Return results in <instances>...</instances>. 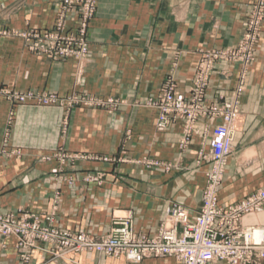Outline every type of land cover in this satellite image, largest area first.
Instances as JSON below:
<instances>
[{"label":"crops","instance_id":"crops-1","mask_svg":"<svg viewBox=\"0 0 264 264\" xmlns=\"http://www.w3.org/2000/svg\"><path fill=\"white\" fill-rule=\"evenodd\" d=\"M256 1L97 0L88 22L87 58L80 64L75 57L31 51L20 35L51 28L62 0H0V214L53 213L58 227L94 236L108 232L113 215L130 212L135 230L147 234L173 204L193 215L210 166L198 153L207 150L215 119L200 117L184 148L182 122L157 128L151 102L167 75L177 91L187 93L203 51L235 46ZM76 23L70 15L67 30ZM255 54L239 96L234 152L217 193L222 206L264 187V19ZM239 76L238 65L215 61L205 100L229 99ZM2 89L87 92L120 103L114 109L76 106L66 113L59 106L12 103ZM58 148L110 160L44 159ZM88 172H100L102 184L85 181ZM241 222L264 225V209ZM15 243L14 236L0 234V264H181L173 257L135 263L94 251L52 257L39 248L23 261Z\"/></svg>","mask_w":264,"mask_h":264},{"label":"built area","instance_id":"built-area-1","mask_svg":"<svg viewBox=\"0 0 264 264\" xmlns=\"http://www.w3.org/2000/svg\"><path fill=\"white\" fill-rule=\"evenodd\" d=\"M96 7L97 0H62L51 28H33L20 35L31 51L54 59L75 57L82 64L89 47L88 22ZM72 14L77 18L76 28L68 31L66 21ZM263 19L264 0H257L250 7L244 31L235 46L203 51L187 93L177 91L174 78L167 75L151 102L158 110L157 128H167L177 120L182 122L180 145L184 148L189 144L200 117L215 119L208 131V148L198 153V159L208 161L210 166L206 171L200 206L193 215L183 206L173 204L167 208L164 219L152 234L135 230L130 212L113 215L108 232L94 236L58 227L53 213L18 209L0 214V234L16 238L20 258L27 261L32 251L39 248L54 257L68 258L80 252L94 251L135 263L150 257H173L181 264H264V225H244L241 222L244 215L264 209V187L228 206L220 205L217 197L227 159L234 152L233 140L240 114L239 96L248 69L256 58ZM218 60L238 65L240 83L229 99L219 95L216 101H206V88ZM1 91L12 103L59 106L66 113L76 106L114 109L120 103L112 96L100 97L78 91L66 96L31 89ZM52 157L61 164L99 158L92 154L70 153L62 148L44 159ZM99 159L110 160L106 156ZM152 164L158 162L147 161V165ZM169 167L170 164L165 166L166 169ZM84 180L100 185L103 176L100 172H88Z\"/></svg>","mask_w":264,"mask_h":264},{"label":"rangeland","instance_id":"rangeland-1","mask_svg":"<svg viewBox=\"0 0 264 264\" xmlns=\"http://www.w3.org/2000/svg\"><path fill=\"white\" fill-rule=\"evenodd\" d=\"M11 212H15V211H11ZM11 212H9V213H11ZM3 214H7V213H3ZM15 247H16V249L18 250V255H19V258H20V252H19V249L17 248V246H16V243H15ZM47 252V251H46ZM48 253V252H47ZM32 254V253H31ZM50 256H52V255H50ZM52 257H54V256H52ZM21 259V258H20ZM21 260H23V259H21ZM23 261H25V260H23Z\"/></svg>","mask_w":264,"mask_h":264}]
</instances>
